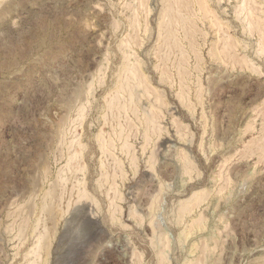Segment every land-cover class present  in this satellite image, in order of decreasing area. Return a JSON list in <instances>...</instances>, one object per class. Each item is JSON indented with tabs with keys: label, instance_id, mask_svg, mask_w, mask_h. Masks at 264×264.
<instances>
[{
	"label": "rangeland",
	"instance_id": "1",
	"mask_svg": "<svg viewBox=\"0 0 264 264\" xmlns=\"http://www.w3.org/2000/svg\"><path fill=\"white\" fill-rule=\"evenodd\" d=\"M0 264H264V0H0Z\"/></svg>",
	"mask_w": 264,
	"mask_h": 264
}]
</instances>
